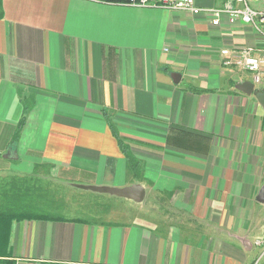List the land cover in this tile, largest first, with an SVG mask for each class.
Listing matches in <instances>:
<instances>
[{
    "label": "crops",
    "instance_id": "1",
    "mask_svg": "<svg viewBox=\"0 0 264 264\" xmlns=\"http://www.w3.org/2000/svg\"><path fill=\"white\" fill-rule=\"evenodd\" d=\"M0 10V264H264V110L220 52L263 46L249 24L101 0ZM37 166L94 195L90 216L12 213ZM131 184L140 201L80 186Z\"/></svg>",
    "mask_w": 264,
    "mask_h": 264
},
{
    "label": "built area",
    "instance_id": "2",
    "mask_svg": "<svg viewBox=\"0 0 264 264\" xmlns=\"http://www.w3.org/2000/svg\"><path fill=\"white\" fill-rule=\"evenodd\" d=\"M127 3L139 6H157L184 10L191 14H205L213 25L220 24L221 15H225L229 23L237 19L249 24L258 36L264 39V0H224L221 5L202 7L195 0H128ZM225 64L251 73L254 84L264 80V45L235 49H220ZM256 244H262L263 238L258 237Z\"/></svg>",
    "mask_w": 264,
    "mask_h": 264
},
{
    "label": "rangeland",
    "instance_id": "3",
    "mask_svg": "<svg viewBox=\"0 0 264 264\" xmlns=\"http://www.w3.org/2000/svg\"><path fill=\"white\" fill-rule=\"evenodd\" d=\"M255 88L259 87L255 86ZM39 167L37 166L35 175H31L27 179H15L19 183L28 184L25 186L30 193H34L30 198L28 197L29 199L27 196L23 197L29 200L30 205H21V210L51 212L52 214L64 216H90L92 209L95 208V197H91L94 195L82 193L80 189L62 181L61 178L54 177L52 173L47 175L46 173L50 170V166H47V168L45 166V169ZM4 185L9 186V183L7 182ZM21 192L24 194V191ZM4 202H7V200Z\"/></svg>",
    "mask_w": 264,
    "mask_h": 264
},
{
    "label": "water",
    "instance_id": "4",
    "mask_svg": "<svg viewBox=\"0 0 264 264\" xmlns=\"http://www.w3.org/2000/svg\"><path fill=\"white\" fill-rule=\"evenodd\" d=\"M179 74L177 72H172L171 77L175 82L178 80ZM235 87L247 94H253L259 104L262 106L264 110V90L262 88H255L254 83L245 79L235 85ZM83 188H87L89 190L98 191V192H106L109 194H113L116 196H121L125 198H130L135 201H140L144 194V189L140 184H131L128 186H107V185H80ZM264 192V185L261 189V194ZM263 197L261 196L260 199Z\"/></svg>",
    "mask_w": 264,
    "mask_h": 264
},
{
    "label": "trees",
    "instance_id": "5",
    "mask_svg": "<svg viewBox=\"0 0 264 264\" xmlns=\"http://www.w3.org/2000/svg\"><path fill=\"white\" fill-rule=\"evenodd\" d=\"M101 1H108V2H116V3H127L128 0H101ZM0 14H1V10H0ZM24 112V111H23ZM23 114L21 115V118L19 120V124H21L22 120H23ZM111 131L113 133V135L115 136L117 143L119 145V149L120 151L123 153L124 157L126 158L127 161V166L129 167V169L134 172V173H138L140 167L138 164V161L136 160V158L131 154L130 150H129V146L127 145V143L119 136L117 130L112 126L111 127ZM15 185V184H14ZM21 190L24 191V194H22V198L24 196H27V198L31 197L34 193H30L29 189L25 186L28 185L26 183H19ZM28 198V199H29ZM28 199H21L22 203L21 205H30L29 200ZM12 211V210H10ZM16 215H18L19 217H42V218H58V217H62L60 214H52L51 212H40V211H33V210H17L12 212Z\"/></svg>",
    "mask_w": 264,
    "mask_h": 264
}]
</instances>
